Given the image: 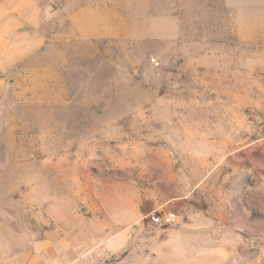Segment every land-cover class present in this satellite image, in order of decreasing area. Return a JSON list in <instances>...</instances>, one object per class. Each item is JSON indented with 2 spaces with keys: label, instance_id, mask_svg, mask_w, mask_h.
<instances>
[{
  "label": "rangeland",
  "instance_id": "374dc122",
  "mask_svg": "<svg viewBox=\"0 0 264 264\" xmlns=\"http://www.w3.org/2000/svg\"><path fill=\"white\" fill-rule=\"evenodd\" d=\"M34 2L2 26V134L65 264H264V0H115L109 38Z\"/></svg>",
  "mask_w": 264,
  "mask_h": 264
},
{
  "label": "crops",
  "instance_id": "0c3cea01",
  "mask_svg": "<svg viewBox=\"0 0 264 264\" xmlns=\"http://www.w3.org/2000/svg\"><path fill=\"white\" fill-rule=\"evenodd\" d=\"M114 1L70 0L71 10L68 13L73 31L88 38L123 35V28L117 27L114 22ZM39 12L42 11L34 0H0V65L3 24L9 21V35L12 39L19 28L18 15H26L22 26L29 29L34 27L33 15ZM10 108V105H2L0 69V264H65V240L51 242L54 235L45 228L49 219L38 217L33 211L34 205L28 203V198L25 197L21 203L10 199L11 190L17 188V182L13 181L17 166L13 159L17 152L11 150L12 140L3 136L7 135L8 130L11 132L10 122L9 129L6 128L2 134L5 120L3 109ZM3 142L6 148L1 150ZM33 218L37 220L36 225Z\"/></svg>",
  "mask_w": 264,
  "mask_h": 264
},
{
  "label": "built area",
  "instance_id": "2783aa9c",
  "mask_svg": "<svg viewBox=\"0 0 264 264\" xmlns=\"http://www.w3.org/2000/svg\"><path fill=\"white\" fill-rule=\"evenodd\" d=\"M176 221H177L176 214H173L171 212H164L153 218V224L161 227L174 225Z\"/></svg>",
  "mask_w": 264,
  "mask_h": 264
}]
</instances>
